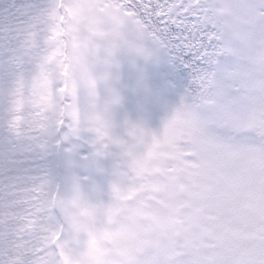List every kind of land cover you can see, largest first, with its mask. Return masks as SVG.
I'll return each mask as SVG.
<instances>
[{
  "label": "snow or ice",
  "instance_id": "snow-or-ice-1",
  "mask_svg": "<svg viewBox=\"0 0 264 264\" xmlns=\"http://www.w3.org/2000/svg\"><path fill=\"white\" fill-rule=\"evenodd\" d=\"M21 46L85 72L56 82L46 153L91 204L81 264H264V0H5L0 65ZM122 52L190 73L159 133L114 118Z\"/></svg>",
  "mask_w": 264,
  "mask_h": 264
},
{
  "label": "trees",
  "instance_id": "trees-1",
  "mask_svg": "<svg viewBox=\"0 0 264 264\" xmlns=\"http://www.w3.org/2000/svg\"><path fill=\"white\" fill-rule=\"evenodd\" d=\"M4 4L5 0H0V6ZM54 55L41 57L34 48L21 46L0 65V264H34L37 259L44 264L47 254L63 241L64 234L58 240H50L41 230L45 224L44 209H58L56 203L42 206L55 190L50 192L45 186L49 171L46 155L41 152L48 140V132L44 134L41 127L51 113L44 105L55 91ZM166 55L177 68L184 91L190 73L184 69V61L175 63L174 57ZM70 78L75 79L73 75ZM50 122L55 136L57 119ZM163 123L158 124V132ZM56 189L55 194H60V188ZM70 212L76 214V210ZM67 218L60 212L62 232ZM78 221L72 220L71 226L76 227Z\"/></svg>",
  "mask_w": 264,
  "mask_h": 264
},
{
  "label": "rangeland",
  "instance_id": "rangeland-1",
  "mask_svg": "<svg viewBox=\"0 0 264 264\" xmlns=\"http://www.w3.org/2000/svg\"><path fill=\"white\" fill-rule=\"evenodd\" d=\"M59 61L56 59L54 65V76L52 87L55 88L56 82L59 79L67 77L69 80L83 79L85 72L77 64H64L63 75L61 69L58 67ZM119 91L123 97L121 108L117 106L114 113V118L118 124H123L127 119L133 124H139L149 128L152 132H158V124L164 122L172 112L175 105L178 104L180 96L183 94L181 86L180 74L177 68L172 64L166 53L161 54L158 62H148L142 57H134L127 52H122L119 57ZM73 75L75 79H71ZM141 75L145 78V83L150 89V95L146 97L143 103H138L134 95H130L131 89L136 85ZM45 109L51 111L48 120L43 123L42 130L47 131L45 134L48 140L44 143L41 150L43 155H46L50 145L54 141L52 126L53 121L57 119L59 112L58 93L55 89L54 93L49 97L44 105ZM51 128V129H50ZM123 132V128L119 129ZM47 179V178H46ZM48 190H54L51 195L42 203L45 206L57 204L58 209L54 211L52 208L44 209L43 220L44 227L41 230L47 239L58 240L64 234V247L70 250L69 259L72 264H81V261L86 260L95 251L100 253V249H92L87 241L89 239V223L91 220L92 209L91 204L87 198L83 186L77 183L74 179L67 185H58L55 176L49 171L48 181L45 183ZM40 187L43 188V183ZM57 187L60 188V194L55 192ZM61 202L67 203L66 206L60 205ZM76 210V214L70 212ZM68 216L66 228L62 232L61 222L59 221V214ZM81 215V218L78 219ZM72 220H79L76 227L71 226ZM70 229V231H69ZM56 232V236H55ZM43 239V237H42ZM45 240V244H47ZM57 256L53 252H49L44 261V264L56 263ZM118 264V262H114Z\"/></svg>",
  "mask_w": 264,
  "mask_h": 264
}]
</instances>
